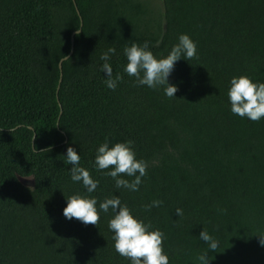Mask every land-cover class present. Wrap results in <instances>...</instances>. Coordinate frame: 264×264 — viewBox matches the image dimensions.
Here are the masks:
<instances>
[{
    "label": "trees",
    "instance_id": "trees-1",
    "mask_svg": "<svg viewBox=\"0 0 264 264\" xmlns=\"http://www.w3.org/2000/svg\"><path fill=\"white\" fill-rule=\"evenodd\" d=\"M159 2L0 0V264H131L114 249L111 209L96 226L64 217L77 194L98 210L118 197L164 233L169 264H201L204 253L209 264H264V119L236 116L227 95L234 77L264 83V0ZM181 35L197 56L175 63L173 98L124 72L132 43L147 42L159 59ZM110 47L113 77L122 76L115 91L100 58ZM106 138L109 147L131 141L147 163L138 191L97 170ZM68 147L99 182L95 191L71 180Z\"/></svg>",
    "mask_w": 264,
    "mask_h": 264
},
{
    "label": "clouds",
    "instance_id": "clouds-1",
    "mask_svg": "<svg viewBox=\"0 0 264 264\" xmlns=\"http://www.w3.org/2000/svg\"><path fill=\"white\" fill-rule=\"evenodd\" d=\"M116 53L114 47H110L101 55L105 61L102 71L105 73V84L107 88L115 91L122 76L117 74L113 77V69L109 61L111 55ZM127 64L124 72L134 77L138 85L157 89L163 86L165 95L173 98L178 91L177 87L168 83V77L174 70L175 63L182 59L190 60L197 56V45L188 35H181L179 42L172 47L165 58H157L149 50L148 43L143 46L132 43L124 49ZM64 61L69 58L62 56ZM228 99L231 105V112L241 118H247L252 122L264 119V83H254L248 76L234 77L230 81ZM132 142L115 143L109 147L107 138L96 153L95 165L97 170H107L106 175L115 181L117 188H126L131 191H138L142 183V177L147 175V163L136 158L132 148ZM32 150L35 152L34 146ZM45 149L43 152H48ZM42 152V153H43ZM66 162L72 165L70 178L73 182H82L87 192L96 190L98 181L94 180L90 172L80 167V156L74 148H67ZM138 174V175H137ZM121 176L134 177L131 181L120 178ZM162 201H153L146 206V210L152 207H159ZM97 200L79 194L72 195L67 199V206L63 209L66 219H76L84 225L96 226L100 221V210L108 212L111 209L114 213L108 222V228L114 233V249L124 258L131 261V264H169L168 256L164 253V233L160 230L150 231V224L135 218L126 205H121L118 197L105 199L96 207ZM176 215L182 216L183 210L176 209ZM259 244L264 247V236H259ZM200 239L208 244L211 251H216L219 242L211 237L206 231H201ZM201 264H209L207 253L198 257Z\"/></svg>",
    "mask_w": 264,
    "mask_h": 264
},
{
    "label": "rangeland",
    "instance_id": "rangeland-1",
    "mask_svg": "<svg viewBox=\"0 0 264 264\" xmlns=\"http://www.w3.org/2000/svg\"><path fill=\"white\" fill-rule=\"evenodd\" d=\"M149 1H151V2L154 1L155 3H157V4L160 5L159 0H149ZM150 6H151V4H150ZM18 180H19V182H20L22 185H24V186H26V187H31V185H32V181H31L29 178H19Z\"/></svg>",
    "mask_w": 264,
    "mask_h": 264
},
{
    "label": "water",
    "instance_id": "water-1",
    "mask_svg": "<svg viewBox=\"0 0 264 264\" xmlns=\"http://www.w3.org/2000/svg\"><path fill=\"white\" fill-rule=\"evenodd\" d=\"M76 33H78V31H76ZM72 36H73V35H71V38H70V43H71V46H70V51H69V53H68V55H67V56H69V55H70V53H71V47H72ZM67 56H66V57H67ZM62 60H63V59H61V61H62ZM61 61H59V63H58V67H60V62H61Z\"/></svg>",
    "mask_w": 264,
    "mask_h": 264
}]
</instances>
